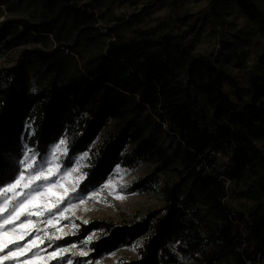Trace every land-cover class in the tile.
I'll use <instances>...</instances> for the list:
<instances>
[{"label": "trees", "instance_id": "1", "mask_svg": "<svg viewBox=\"0 0 264 264\" xmlns=\"http://www.w3.org/2000/svg\"><path fill=\"white\" fill-rule=\"evenodd\" d=\"M38 1L57 18L90 17L79 7L80 0ZM228 1H234L256 25L253 33L238 29L233 34L235 42L248 44L253 35H259L258 71L251 77L249 89L217 56L192 52L184 38L202 30L195 24L184 34L173 29L130 37L116 33L84 65L76 82L52 84L35 94L27 93L23 86L25 70L33 56L52 62V52L24 49L5 69L8 81L0 84V186L15 179L19 172L16 160L27 147L41 158L52 143L65 136L69 156L87 150L110 118L125 117L126 100H130L132 110L153 113L175 135L179 180L165 188L163 207L121 224L105 219L79 222L70 236L72 241L100 232L89 244L91 255L98 257L145 235L137 255L121 264H183L170 247L174 242L193 264H264V151L256 144L264 138V15L252 0H212L211 5ZM154 7H144V13L148 15ZM36 27L28 22L27 29ZM7 34L0 28V42L10 43ZM235 42L226 40L223 46L230 49ZM134 124V116L123 118L91 150L78 184L80 191L99 184L117 163L130 167L149 154L154 143L149 136L125 153ZM220 152L230 154L227 177L249 175L251 181L240 194L255 202L248 213L225 205L228 190L224 180L207 171ZM172 163L166 157L158 170ZM148 177L136 180L130 189L147 187ZM184 183H189L185 198L191 200L193 211L200 214L205 206L212 214L202 224L204 234L198 227L189 231L188 208L181 204ZM204 237L209 241L204 242Z\"/></svg>", "mask_w": 264, "mask_h": 264}, {"label": "rangeland", "instance_id": "2", "mask_svg": "<svg viewBox=\"0 0 264 264\" xmlns=\"http://www.w3.org/2000/svg\"><path fill=\"white\" fill-rule=\"evenodd\" d=\"M211 1L80 0L79 7L90 14L85 20L57 18L47 12L38 0H0V28L7 30L6 39L10 40V43L0 42V84L8 81L5 69L16 62L24 49L52 52V62L33 56L25 70L23 86L27 93L35 94L52 84L76 82L84 72V65L102 52L109 37L114 38L116 33L126 37L143 32L158 35L170 29L183 33L190 24H195L202 30L185 34L184 38L192 52L217 56L240 84L249 89L251 77L258 71L259 35H253L251 43L247 44L235 42L233 34L238 29L253 33L256 25L234 1L218 5H211ZM252 1L264 15V0ZM150 4H155V7L147 15L144 7ZM140 16V21L133 23ZM28 22L37 27L27 29ZM226 40L235 42L230 49L224 47ZM261 100L264 102V97ZM126 104L123 118L134 116L135 124L125 153L129 154L138 141L149 136L154 142L149 154L130 167L117 163L99 184L86 191H80L78 184L84 178L91 150L103 142L123 118H110L90 147L72 156L68 152L60 155L64 149L56 147L61 140L67 142L65 136L52 143L41 158L33 149L25 148L22 157L16 160L19 166L17 176L0 186V244L9 243V249L0 251V256L5 257L3 264H121L137 255L145 235L130 244L103 251L98 257L91 255L89 244L99 237L100 232L95 230L80 241L70 238L79 222L105 219L121 224L163 207L165 188L179 180L177 166L180 153L173 132L153 113L145 111L138 114L132 110L130 100H126ZM256 144L264 151V138ZM29 150L35 153V160L25 165L24 157ZM166 157H171L173 163L158 170ZM33 165L37 169L43 168L42 174L48 179H39L32 170ZM230 166V154L220 152L216 154L214 166L207 171L224 180L228 190L225 205L230 210L248 213L255 202L240 194L251 180L248 174L241 178L227 177ZM147 175V187L135 191L130 189L133 182ZM188 188L189 183H184L181 204L188 208L189 231L198 227L204 234L202 224L212 214L205 206H202L200 214L193 211L191 200L185 198ZM29 192L32 193L30 197ZM4 196L7 199H3ZM207 240L208 237H204V242ZM170 247L183 264H193V259L178 252L176 242ZM82 252L87 255H81ZM9 255L17 257L15 262L7 259Z\"/></svg>", "mask_w": 264, "mask_h": 264}, {"label": "snow or ice", "instance_id": "3", "mask_svg": "<svg viewBox=\"0 0 264 264\" xmlns=\"http://www.w3.org/2000/svg\"><path fill=\"white\" fill-rule=\"evenodd\" d=\"M56 147H57V149H61V148L64 149V152L60 153V155H66V153H67V142H66V140H61ZM54 159H55V154H54ZM30 160H35V153L32 152L31 150H29L28 151V154L25 155L23 162L25 163V165H27ZM27 170L28 169L26 168V171ZM32 170L35 172L36 176L39 179H43V180H47L48 179V177L43 176V174H42L43 173V168L37 169L36 166L33 165L32 166ZM16 183L19 184L20 181L17 180ZM26 187H27V185H26ZM35 190L36 189H33V191H35ZM31 194H32L31 192L28 193L29 197L31 196ZM3 199H7V197L4 196ZM4 249H9V243L0 244V251H3ZM80 254L81 255H87V253H84V252H82ZM7 259H11V260H13V262H15V260L17 259V257L9 255L7 257ZM4 261H5V257L0 256V264H3ZM69 264H70V262H69Z\"/></svg>", "mask_w": 264, "mask_h": 264}]
</instances>
